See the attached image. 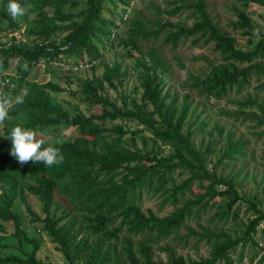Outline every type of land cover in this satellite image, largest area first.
Masks as SVG:
<instances>
[{
  "label": "trees",
  "instance_id": "16d2710c",
  "mask_svg": "<svg viewBox=\"0 0 264 264\" xmlns=\"http://www.w3.org/2000/svg\"><path fill=\"white\" fill-rule=\"evenodd\" d=\"M132 1L17 0L30 7L16 21L8 17L9 0H0V31L3 20L10 27L24 22L25 33L32 35L25 42L12 38L4 48L0 44V72L8 68L9 60L15 61L12 86L3 88L13 97L11 119L0 124V264H235L242 262L245 245L262 249L255 235L264 221V195L241 194L235 181L237 174L216 171L224 160L233 163L243 154L244 138H234L233 132L219 123L205 129V122L199 120L201 112L196 114L199 102L192 106L195 99L190 92H195L204 105L205 100L224 99L233 91L247 89L253 81L257 82L256 89L264 88V81L260 82L264 77V34L260 30L254 33L256 24L248 11L251 3L264 7V0H236L241 7L232 8L236 18L229 25L245 37L244 48L233 34L213 22L206 0H136L148 1L153 8L150 19L139 16V9L130 7ZM117 19L129 26L124 36L117 33ZM147 37L161 38L173 49L186 42L191 46L213 43L218 60H207L206 69L200 73L187 71L185 81L177 83L186 90L178 100V91L169 94L165 89V59L155 47L141 45ZM119 45L123 47L120 56H112L110 63L99 62L86 71L92 76L77 79L82 97L92 106L100 105L98 114L67 109L52 95L63 90L59 83L34 80L32 66L40 56L57 58L61 54L76 60L87 54L92 59ZM126 58L134 60L125 63ZM176 60L186 69L180 58ZM98 65L103 70L94 75ZM132 77L135 83L129 87ZM105 85L119 90L120 103L103 93ZM16 96H22L23 103H16ZM233 103L237 105L234 110L222 112L242 123L253 122L260 128L258 136L264 139V102L247 93ZM18 123L56 132L51 140L41 139L45 146L60 149L63 162L46 167L43 163L21 165L16 161L10 155L11 140L6 136ZM131 123L135 124L133 129ZM68 127L76 129L75 138L63 137L61 131ZM214 129L225 139V145L208 168L207 154L213 151V144L206 141L196 147L192 136L197 130L210 136ZM137 138L140 146L135 143ZM177 169L188 175L174 183L172 173ZM194 180L203 192L186 197ZM29 194L40 201L43 216L32 210ZM145 194L158 198L159 209L169 206L170 210L159 215L151 208L143 209ZM216 197H220L219 203L209 218L216 224L237 220L238 203H248L251 215L235 224L243 230L233 229L230 234L222 227L202 228L198 235L210 244L208 256L197 259L176 252L172 242L177 236L170 235L187 218L214 206L210 201ZM30 224L32 228H28ZM261 232L264 234V228ZM44 234L63 255L64 263L39 256ZM153 250L163 252L165 258L154 257ZM257 254L251 253L249 263ZM254 264H264V253Z\"/></svg>",
  "mask_w": 264,
  "mask_h": 264
},
{
  "label": "rangeland",
  "instance_id": "374dc122",
  "mask_svg": "<svg viewBox=\"0 0 264 264\" xmlns=\"http://www.w3.org/2000/svg\"><path fill=\"white\" fill-rule=\"evenodd\" d=\"M153 2L159 0H152ZM208 7L207 10L212 17L214 23L217 24L222 30L227 31L230 34H233L237 38V44L241 47L245 46V37L239 35L236 31L234 32L229 22L236 18L235 13L233 11V7H241L240 3L236 0H206ZM135 9H139L140 15L145 16L147 19L153 17V8L148 5V1H136L134 4ZM248 11L251 13L252 19L256 24V28L254 29V33L257 34L258 30L262 31L264 34V7L255 3H251L248 7ZM120 20V19H117ZM116 20V21H117ZM188 23H191V19H188ZM150 24V23H147ZM117 33L119 36H124L126 31H129V26L126 24H120L117 29ZM15 34L20 35L21 33L14 31ZM32 35L27 34L22 37V40L31 38ZM118 38V37H117ZM141 39V36L138 37ZM10 39L9 32L4 33L3 30L0 31V43L7 42ZM143 48L155 47L162 57L166 61V65L168 66V70L163 75V80L165 83V89L168 90L169 94H173L175 91H178V100L181 99V95L186 92L184 88L178 87V82H183L186 79L187 71L192 73H200L201 70L206 69L207 60L211 62H215L218 60V53L214 50V44L208 43L202 45V42L191 46L189 42L180 43L176 48H171L169 45H165L162 43L161 38L151 39L147 37L146 39L141 41ZM123 50V47L119 45V48L113 47L111 50L106 51L100 61H105L110 63V59L112 56L114 58L116 56H120L119 54ZM134 56H139L138 53L133 52ZM195 56V58L190 59V57ZM61 59L62 56L59 55ZM176 58H180L181 62L185 64L186 69L181 68ZM125 63H129L134 59H123ZM60 66H65L66 64L63 60H60ZM10 68L15 69L14 64L10 65ZM103 70L102 65H98V67L93 70L94 75H100ZM42 72L44 70L42 69ZM50 73L49 71H45ZM47 75V74H46ZM56 75V74H55ZM69 75V76H68ZM53 82L59 83V85L63 88L62 91L53 92V98L62 103L69 110H77L86 115L94 113L98 114L100 112V105L97 104L92 106L89 101L81 96V91H78V78L79 77H88L92 76L91 71H79L77 73L68 72L67 69L61 71L59 76H54L50 74ZM136 76V73H134ZM47 76L39 75L38 80L43 81ZM261 81H264V77H261ZM135 83V78L132 77L128 84L131 87ZM257 82L253 81L252 86L247 89H243L242 91L236 93L231 92L227 98L220 100H205L204 105L201 104L202 99L195 97V92H190V97H194L195 102L192 103V106L197 104L196 114H200L199 120H203L205 122V129H211L215 127L216 123L225 125V128L233 132V137L241 136L244 138V142L246 143V148L243 149V154L238 157L233 163H229L227 160H224L221 164L216 167V171H218L222 175H227L230 172L237 174L235 181L238 183V190L240 193H245L250 195L251 197L254 194H257L259 198H262L264 193L262 191L264 187V139L258 136V131L260 128L254 127L253 122L246 120L245 122H240L238 119H234L222 111H231L234 110L237 105L234 104V101L240 100L247 93L255 96L259 102H264V88L256 89ZM255 86V87H254ZM76 93V94H75ZM110 99L116 100L120 103L121 99L118 95L119 90H115L105 85V89L103 91ZM135 96L138 97L139 94L135 93ZM119 121V120H118ZM115 121V122H118ZM198 124V123H197ZM130 128H134L135 124H129ZM4 126V124H3ZM195 126V125H194ZM193 126V127H194ZM4 131V130H3ZM37 131L41 132V137L50 138L55 133L44 126H41L37 129ZM63 136L68 138H75L78 134L76 133V129L73 127L67 128L62 131ZM192 141L196 147L204 144L206 141H209L213 144V151L207 154L208 161L206 165L208 168H211L212 164L216 162L221 154V151L225 145V139L220 137L217 129H214L210 136H208L203 130L199 132L197 130L192 136ZM137 146H140V140L137 138L135 140ZM168 151V150H167ZM187 172L180 173V170L177 169L172 173V180L174 183H179L183 179L187 177ZM197 180H194L189 188L190 190L186 192V197L193 196L197 193L203 192V188L198 184ZM202 184H206V181H203ZM247 198V195H245ZM28 202L32 208V210L36 211L39 215L43 216L40 210V201L38 198L32 194H29ZM220 197H216L210 203H213L214 206L208 207L205 211L201 212L199 216H193L187 218L184 224L178 229L175 233H172L170 237L177 236V241H173L172 244L175 245L176 252L182 254L184 257L191 258H200L208 256L210 250V244L206 242L205 239L200 240L202 228H208L210 230L219 229L222 227L224 230L231 234L233 229H236L237 232L243 230V226H236V223L245 222L247 218L251 215V212L247 210L248 203L245 201H240L237 205L238 209V219L237 220H228L227 222H221L216 224V220L209 221L210 216L217 209L216 204L219 203ZM141 206L143 209L151 208L154 212L159 215L165 214L170 210L169 206H164V208H158V198L150 197L148 194H145ZM25 211L22 210V214L25 215ZM218 226V228H217ZM33 225H28V228H32ZM9 228V227H8ZM264 228V221L260 223L257 229V234L255 235L256 240L258 241L259 246H263L262 249L254 250L255 248L251 247L250 244L244 246L243 260L241 263L235 262V264H254L256 260L264 253V234H262L261 229ZM189 231H194L195 233H190ZM240 249V246L237 247L236 251ZM253 251H257L258 254L254 258L252 263H249V256ZM238 252V251H237ZM236 252V253H237ZM236 253L233 257L236 256ZM41 258H47L49 261L56 262H65L63 255L55 250L54 244L51 243L46 235H43V243L38 252ZM154 257H164V253L159 250H153Z\"/></svg>",
  "mask_w": 264,
  "mask_h": 264
},
{
  "label": "clouds",
  "instance_id": "9594fccd",
  "mask_svg": "<svg viewBox=\"0 0 264 264\" xmlns=\"http://www.w3.org/2000/svg\"><path fill=\"white\" fill-rule=\"evenodd\" d=\"M135 2L136 0L132 1L130 7L134 6ZM29 7L30 5L22 6L20 3L17 2V0H9V3L7 5V11L9 14L8 17L11 18L12 20L18 21L20 17L26 14ZM125 18L126 15L123 19ZM116 24H121V21L117 20ZM25 26L26 23L19 22L15 27H10L6 24V20H3V32L4 33L9 32V37H10V39L7 42L0 43L3 44V48L7 47L10 44L12 38H14L15 41H22V42L31 39L32 37L22 40V37L24 35H27L24 31ZM14 31L19 32L21 34L20 35L15 34ZM113 35L114 33L111 34V36ZM57 40H59V37H56V41ZM43 43L46 45L48 44V41L46 40ZM56 44L59 45L58 42ZM59 47L60 49L63 50L66 48V46L63 47L59 46ZM48 49L52 51V47H49ZM59 55L61 54H58L57 58L40 56L37 61L33 62L32 69L34 73V80L38 82L52 81L50 80L51 79L50 74L54 76H59V73L65 69H67L68 72H73V73H77L79 71H88L92 67L94 68L95 65H97L99 62H101L100 60L102 58L101 56L99 58L91 59L90 57H88L87 54H83L80 58L73 60L69 57H64L63 55H61L62 58L60 59ZM60 60H63L65 62L66 68L65 66H60L59 64ZM14 62L15 61H13L12 59L9 60L8 68L0 72V79L3 78V81L0 83V124H2L6 120L11 119V117L9 116V105L12 103L13 97L9 93H4L3 88H5V86H10V87L12 86V82L10 78L14 74L13 72L14 69L10 68V65L14 64ZM27 67L28 65L27 63H25L24 69L27 70ZM42 69L44 70V72H42ZM49 69H50V73L45 72V71H49ZM42 74L44 76H47V78L44 79L43 81H39L38 76ZM81 78H85V77H81ZM15 101L16 103H23V97L16 96ZM62 131L61 133L63 135ZM54 133L55 134L52 137L44 138V139L46 140L53 139L54 136L56 135V132ZM41 135L42 133L35 129L24 127L22 124L19 123L15 124L10 128L9 133L6 136V138L11 140L10 155L21 165L28 164L29 162H31L33 164L43 163L46 167H52L54 165H58L62 163L64 160V156L62 155L60 149L51 144L45 146V141L41 139L43 138L41 137Z\"/></svg>",
  "mask_w": 264,
  "mask_h": 264
}]
</instances>
